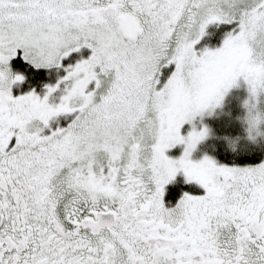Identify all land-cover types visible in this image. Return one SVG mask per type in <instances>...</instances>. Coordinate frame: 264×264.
Returning a JSON list of instances; mask_svg holds the SVG:
<instances>
[{"label":"snow or ice","instance_id":"6c2138e0","mask_svg":"<svg viewBox=\"0 0 264 264\" xmlns=\"http://www.w3.org/2000/svg\"><path fill=\"white\" fill-rule=\"evenodd\" d=\"M213 23L235 27L198 54ZM20 50L64 76L15 95ZM241 76L264 87V0H0V264H264V163L181 134ZM180 173L204 192L169 206Z\"/></svg>","mask_w":264,"mask_h":264},{"label":"trees","instance_id":"16d2710c","mask_svg":"<svg viewBox=\"0 0 264 264\" xmlns=\"http://www.w3.org/2000/svg\"><path fill=\"white\" fill-rule=\"evenodd\" d=\"M225 24L227 23L216 25V28L209 33V38L206 37L202 40V43L205 42L208 46L215 47L216 42L219 41L221 34L224 32L222 28ZM236 98L237 96L230 97L225 100L224 105L222 104L223 107L216 115L217 117L214 118V124L210 128L209 140H211V143L205 146V149L217 162L222 164L251 165L264 159V138L259 139L255 143L243 138L245 136L242 120L245 115V109L242 107V103L245 100L244 94H240L238 100ZM230 107H234L235 110H232L228 121L225 119V115ZM227 137H240L239 146L236 148L229 147L226 141Z\"/></svg>","mask_w":264,"mask_h":264},{"label":"flooded vegetation","instance_id":"af4514ba","mask_svg":"<svg viewBox=\"0 0 264 264\" xmlns=\"http://www.w3.org/2000/svg\"><path fill=\"white\" fill-rule=\"evenodd\" d=\"M214 24V23H213ZM216 26L214 25H208L206 28L205 34L207 35L205 37L209 38V33L212 32L213 29H215ZM91 54V51L88 49L82 50L81 53L75 54V56L70 60L66 61L65 63H75L79 59L87 58ZM13 67L14 69L24 72L28 79L21 84L19 87L14 88L13 92L15 95H20L22 93H27L31 91L33 88L36 89L38 93L41 95L44 94L46 91L45 86H55L57 82L64 76L65 72L64 69L62 68H56L52 67L50 69H40L39 71L31 68L27 62H25L22 59V50H20L19 55L17 58L13 61ZM57 96H59V93H57ZM59 122L62 126H66L70 122V117H60ZM57 125L54 122L52 127L55 128ZM178 147V148H177ZM176 148H173L170 152L168 153L169 156L175 157L176 152H178V149L183 147V144H179ZM217 162V161H216ZM218 166H229V167H255L260 165L261 163H264V159L251 164V165H228V164H222L220 162H217ZM185 176L183 173L178 174L176 180L168 186V194L166 196V202L169 204V206H173L176 201L180 198L181 194L185 191L191 192L193 194H203L204 189L195 181L191 183H185Z\"/></svg>","mask_w":264,"mask_h":264},{"label":"rangeland","instance_id":"374dc122","mask_svg":"<svg viewBox=\"0 0 264 264\" xmlns=\"http://www.w3.org/2000/svg\"><path fill=\"white\" fill-rule=\"evenodd\" d=\"M218 24H224V23H214V24H210V25L216 26ZM234 27H235L234 24H225V26H223L222 29H224L223 30L224 32L221 34L219 41L216 42L215 47L214 46H208L207 43H205V42L202 43V40H204L206 38L204 35L199 40V42L195 45V50L197 51L198 54H201L206 50H217V49L221 48L223 46L225 39H227L228 33L231 32ZM218 28H219V26H218ZM170 71H171V69H169V73H170ZM240 94H242V95L244 94L245 99L250 95V85L244 79L243 76L239 77L236 84L233 85L230 89H228L225 92L222 104L224 105L225 100L230 98V97L237 96L236 99L238 100L240 98ZM223 105L215 108L214 110L208 109V110H205L203 112L196 114L194 117H192L190 120H188L182 126L181 134L183 136L187 137L193 131L200 132V131H203L205 129L210 130L211 125L214 124V121H215L214 118L217 117L216 115L218 114L220 109L223 107ZM262 106H264V105H262ZM232 110H235L234 107H230L227 109V114L225 115L226 116L225 119H227L228 121H229V117H231L230 115L232 114ZM210 143H211V140H209V135H206L205 138L203 140H201L198 143V145L196 146V148L193 150L192 155H191V159L194 162H200L205 157H208V158H210L216 162L217 160L210 153H208V151L205 149V146H208ZM178 145H176L173 148H176ZM173 148L169 149L168 153L170 152V154H171L172 153L171 151L173 150ZM185 148H186V145L183 144V147L178 149V152H176V154H175L176 156L175 157L170 156V158L179 159L183 155ZM217 165H218V163H217Z\"/></svg>","mask_w":264,"mask_h":264},{"label":"clouds","instance_id":"9594fccd","mask_svg":"<svg viewBox=\"0 0 264 264\" xmlns=\"http://www.w3.org/2000/svg\"><path fill=\"white\" fill-rule=\"evenodd\" d=\"M225 92L222 97L214 101L207 109H215L222 105ZM264 87H259L256 92L250 88V95L243 101L242 107L245 109V115L242 118L244 124V139L255 143L259 139L264 138ZM204 110V111H205ZM203 112V111H202ZM204 131V130H203ZM211 130H207L206 135H210ZM240 137H227L228 146L236 148L239 146Z\"/></svg>","mask_w":264,"mask_h":264}]
</instances>
